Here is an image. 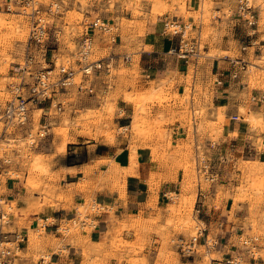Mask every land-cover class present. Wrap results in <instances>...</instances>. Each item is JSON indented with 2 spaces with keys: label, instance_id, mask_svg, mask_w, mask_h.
<instances>
[{
  "label": "rangeland",
  "instance_id": "1",
  "mask_svg": "<svg viewBox=\"0 0 264 264\" xmlns=\"http://www.w3.org/2000/svg\"><path fill=\"white\" fill-rule=\"evenodd\" d=\"M40 1L46 5L50 2V0ZM151 1H153L155 13L158 11L162 14L169 11V9L170 12H173V7H171L172 9L165 8L167 4L163 0ZM172 1L174 4L179 5L182 12L180 17L185 23L192 22L194 24L196 22L198 24L201 20L204 23L202 34L203 57L198 61L199 63L194 58L181 60V63L185 65H180V69L189 72V75L181 81L185 85L182 96L178 91L176 93L170 91L171 89L169 88L173 87L174 81L171 84H168L167 81L158 84L157 80L152 79L155 76L148 74L142 68L140 58L136 55L139 50L137 48L138 45L135 46L133 41L146 38L148 42L150 36L144 30L141 22L130 21L116 15V4L122 2V0H111L109 2L108 0H98L96 4L93 3L94 0H60L63 15L54 19L55 26L52 27L53 32L57 31L59 41L53 40L50 45V52L55 50V54H58L59 57V63H71L78 69L76 59L81 38L88 29L87 24L94 17L99 16L108 21L113 30L108 33L97 31L92 59H101L104 67L107 64H111L110 72L108 73L107 70L103 69L91 77L96 88L94 94L86 91L81 92L76 86L66 93H59L55 98V103L62 102L64 104L62 112H57L55 106L50 109V102L45 105H32L31 115L33 122L29 131L26 129L16 130L11 134L3 135L2 126H0V197L4 200L3 207L9 215L16 214L18 211L17 202L10 201L5 196L9 183L21 180L24 182L25 188L32 191V193L39 191L47 197L54 195L55 191L60 189L59 182L62 179L61 173L65 169L64 161L68 156L69 143L76 142L79 138L99 140L101 138L106 139L107 135H109L115 141L116 136L119 134L132 136L131 158H134L137 156V142L157 141V137L162 141L169 140L173 129H169L168 126L178 120L183 123L187 130L186 135L182 139L183 144H181L183 151L177 161V165L183 171L181 191L169 193L170 202L172 203L169 204L166 214L162 211L159 216L152 217L151 221L153 222L151 224H142L137 221L132 222L131 225L126 221L118 224L114 230L118 235L114 243L122 250L123 247L129 245L122 238L125 230H134L139 233L147 231L159 233L162 237V248L160 255L157 256V264L169 262L168 258L172 259L170 264H221L220 261L225 262L227 259L232 258L231 256H221L217 252V250L222 248L221 243L212 248L211 252H208L206 246L203 245L205 243L204 238L201 243H198L196 251L191 255L185 254L180 248L182 240L190 241L193 236L198 235L201 225L207 227V224L202 220V213L198 216L195 211V207L199 204V189L202 188L204 192H211L214 184L219 181L211 183L206 181L204 176L199 173L196 149L199 146L200 153L207 155L211 160L212 167L215 170H219V166L214 160V151L223 153L219 140L222 135L221 126L227 120L226 115L220 111L217 122L207 121L205 117L206 108L202 107L200 102V97L203 93V81L199 78L195 85L194 77L197 70L202 72L210 68L207 60L209 55L213 57L217 54H227L237 58L242 56V52L245 53L249 50L251 60L243 74L247 75L251 90L257 87L264 88V71L260 70L259 67L257 68V65L264 64V59L262 61L254 59L253 55L256 48H247L246 51H243V44L241 43V40H244L247 46L250 45L251 37L255 34V28L259 27V31L264 32V2L263 0H251L256 12L259 4H262L263 8L258 24L251 27L238 13L239 1L235 6H228L224 14L215 9L214 0H204L198 12L188 14H186V0ZM131 2L134 3V0ZM206 4L207 9L204 6ZM93 9H97L96 12ZM140 11V5L135 4V16L140 15L142 12ZM214 17L235 20L238 24L234 27L236 29L235 35L232 42L229 43L230 50L214 49L210 53H206L205 47L208 44L210 34L213 32L211 24ZM0 18V97H6L8 86L13 81L11 71L13 63L21 62L24 57L30 34V21L26 15L21 13L19 8L14 12H8L4 5L0 7ZM173 18V14L165 19L160 18L163 28L165 22ZM130 29L137 30L132 32ZM191 35L194 37L197 32L193 29ZM114 37L116 38L115 41ZM122 37L123 40L125 39L124 42H121ZM147 42L145 47L146 50H149ZM119 45H121L122 50L114 52V49ZM126 55H131V61H125L124 57ZM80 80H82V73H78L76 77L77 82ZM209 86L206 87L208 93L212 89ZM212 91L215 90L212 89ZM262 95L264 94L253 95V92H250L249 103L264 101L260 99ZM255 96L259 100H254L253 97ZM193 101H195V107ZM128 103L134 106V122L131 130L121 128L118 124V116L126 115L120 107L125 108V105L122 104ZM40 107H45L46 109L39 111L38 108ZM249 108H241L239 115L249 119L252 130L259 135L258 148L262 151L264 150V137L262 135V132H264V121L261 116L255 113H250L251 115H249ZM45 113L48 116H45ZM45 121L50 123L49 136L38 144H32L29 133L37 134L41 123ZM57 130H64L67 133V141L66 139L64 141L65 137L59 139ZM206 137L210 140L209 142L206 144L200 142L197 145V138L202 140ZM60 141L67 143L65 151L60 146ZM212 141L217 142L219 145L215 150L209 145ZM60 147L61 151L59 150ZM156 147L157 145L154 148L155 154H157ZM245 160L247 159H242L241 164L238 166L243 176L238 187L235 188L234 201L235 203L242 201L250 204V218H247L242 224L245 227L244 232L235 237L238 241V252L234 254L233 258L247 264L249 263L248 257H251L252 254L256 258H264V223H259L257 218L260 214L264 216V207H262L264 206V165ZM124 169L128 172V168ZM218 186L217 199L222 198L225 194L229 197L228 191H225L226 188L222 185L220 186V184ZM47 197L45 201L49 203L50 200ZM39 200L34 199L33 195L28 198L27 210L41 212L44 205H41ZM235 209L236 205L231 210V216L235 215ZM98 210V207H93V205L89 204L79 206V217L84 219L88 216V224L82 228L81 225L64 221L60 225V234L70 237L84 231H90L96 224L94 215ZM235 220L239 223L238 218ZM52 222L53 219L49 221L39 220L36 227L42 230L43 225ZM237 226L239 225L237 224ZM63 227L69 228V232L64 231ZM4 230L10 232L8 224L4 227ZM216 230H212L209 235L211 244L217 239L218 233L222 231L220 227L216 228ZM40 235L41 233L39 232L37 236ZM246 237H259L260 240L249 248L243 244V239ZM15 245L14 243L7 244L8 247ZM145 246V243L141 245V249H144ZM137 253L136 251L135 255H127L129 262L132 264H147L149 257L146 255L138 256L136 255ZM165 253L168 254L167 257ZM115 257L118 260L123 259L119 255Z\"/></svg>",
  "mask_w": 264,
  "mask_h": 264
},
{
  "label": "crops",
  "instance_id": "2",
  "mask_svg": "<svg viewBox=\"0 0 264 264\" xmlns=\"http://www.w3.org/2000/svg\"><path fill=\"white\" fill-rule=\"evenodd\" d=\"M131 1L122 0L117 3L116 15L130 21L141 22L150 36L148 42L146 38L133 41L135 46L138 45L139 50L136 55L140 58L142 68L148 74L155 76L152 79L157 80L158 84L163 81L171 84L174 81L173 87L169 88L170 91L174 93L178 91L182 96L185 85L181 81L189 75V72L182 71L180 65L185 64L169 54L168 51L178 45L179 39L166 35L160 22V18H168L172 14L173 19L184 21L180 17L182 12L179 5L174 4L172 0H163L167 4L165 8L173 7V12L169 9L161 14L158 11L154 12L151 0H134V3ZM203 1L186 0V14L198 12ZM214 1L215 9L224 14L228 6H235L239 0ZM97 2L98 0H94L93 3ZM135 4H139L142 11L138 16H135L134 12ZM2 5L3 0H0V7ZM261 5L259 4L257 9L258 22L263 11ZM94 10L96 12L97 9ZM236 24L238 23L235 20L214 17L211 24L213 32L210 34L205 52L210 53L214 49L230 50L229 43L235 35ZM258 28L254 30L255 36L251 37L248 49L255 47L253 57L262 61L264 59V32L259 31ZM203 29L202 20L198 24L194 23V31L197 32L195 37L200 40L201 44ZM130 30L133 32L137 29ZM121 39V42H124L125 39L123 40V37ZM146 42L149 50H146ZM121 45L115 48L114 52L121 51ZM51 54L58 56L54 50ZM207 58L210 68L202 72L197 70L194 77L195 85L199 78L203 81L201 106L206 108L207 121L217 122L220 111L226 115L227 120L222 126L220 125L222 135L219 145L223 153L214 151V160L221 174L220 179L217 184H214L211 192L199 189L198 205L202 208V220L208 226L206 235L209 236L212 230L215 231L218 227L222 229L217 235L222 248L217 252L221 256L233 257L238 252V241L235 237L244 232L245 227L242 224L250 218V204L234 201L235 188L238 187L243 176L238 166L244 158L247 159L245 161L264 165V150L260 151L258 148L259 135L252 130L249 119L239 114L241 108L250 107L249 115L255 113L264 121V101L249 103L250 92H253V95H261L264 94V88L257 87L251 90L250 81L247 75L243 74L244 72L237 79L231 77L234 68L238 67V65H233L232 61L239 58L250 63L249 50L242 52V56L237 58L227 54H217L213 57L209 55ZM258 67L264 71V64L257 65ZM208 86L215 91L210 89L208 93L206 89ZM193 103L195 107V101ZM122 105H125V108H120L126 115L118 116L119 127L131 130L134 122V106L129 103ZM168 127L173 129L169 140L162 141L157 137V141L137 142L139 167L136 173L126 172L124 169L131 165L132 136L119 134L111 144L102 138L99 140L79 138L76 142L69 143L70 149L68 147V156L64 161L65 169L61 173L62 179L59 182L60 189H57L50 197L39 191L32 193L25 188L21 180L9 183L5 196L10 201H16L18 207L17 213L10 215L9 239L14 241L17 234L26 236L18 250H11L9 264H132L127 255H135L136 251L138 256L149 257L147 264H157V256L160 255L162 248V237L159 233L125 230L122 238L129 245L121 250L114 243L118 237L114 230L118 224L125 221L129 225L134 221L151 224L152 217L159 216L162 211L166 214L169 204L172 203L169 193L181 191L183 171L177 165V161L183 151L181 144H183L182 139L187 130L178 120ZM262 135L264 137V132ZM209 141L207 137L202 140L197 138L196 143L197 145L200 142L206 144ZM155 145H157V154L154 153ZM219 184L226 188L225 191H228L229 197L225 194L217 199ZM32 195L34 199H40L41 205H44L39 213L27 210V200ZM46 197L50 200L49 203H46ZM87 204L99 208L94 215L96 224L93 229L70 237L60 234V225L64 221L75 220L79 216V206ZM235 205V215L231 216V210ZM236 218L239 219V223L235 220ZM257 218L259 223H264V216L260 214ZM50 219H53V222L45 224L42 229L44 231L36 227L39 220L49 221ZM39 232L41 235L37 236ZM144 243L146 246L141 249ZM165 254L167 257L168 254ZM116 255L122 256L123 259L118 260ZM248 258L251 264H264V258L256 260L252 257ZM168 259L169 262L164 264L171 263L172 259Z\"/></svg>",
  "mask_w": 264,
  "mask_h": 264
},
{
  "label": "built area",
  "instance_id": "3",
  "mask_svg": "<svg viewBox=\"0 0 264 264\" xmlns=\"http://www.w3.org/2000/svg\"><path fill=\"white\" fill-rule=\"evenodd\" d=\"M3 5L8 12H14L17 8L21 13L26 15L30 21V34L25 49L24 57L21 62L13 63L11 68L13 81L8 86L6 97H0V126H2V134H11L16 130L26 129L29 131L33 122L31 115L32 105H42L50 102V109L56 107L57 112H62L64 104L62 102L55 103V98L59 93H66L72 87L76 86L81 92L95 93V86L91 77L100 70L110 72L111 64L104 67L101 59L93 60V52L95 46V35L97 31L108 33L113 30L108 21L102 17H94L87 25L88 29L84 32L79 51L77 53L76 63L78 69L71 63H59V57L54 56L50 52V45L53 40L59 41L57 31H52L55 26L54 19L63 15L62 3L59 0H50L46 5L40 0H3ZM238 13L244 18L247 23L253 27L258 24V15L251 0H239ZM194 29L192 22L185 23L179 19H171L165 22L164 33L174 38L179 39L177 46L172 47L168 52L170 55L177 57L180 60L194 58L195 61L203 57L202 44L198 38L192 37L191 31ZM115 41V37L113 38ZM242 50L246 51L248 46L244 40ZM55 51V50H54ZM50 54V56H49ZM125 61H131V55L124 57ZM249 62L243 59L232 61L233 65H238L231 73L233 79L240 77L241 73L247 70ZM78 73H82V80L76 81ZM254 100H259L257 96ZM264 100V95L260 97ZM45 110V107H43ZM45 116H48L45 113ZM238 119V117H234ZM50 123L45 121L41 123V127L37 134L29 133V138L32 144H38L40 141L49 136ZM218 143L211 142V148L217 149ZM196 158L199 163V173L202 174L206 181L215 183L220 178V171L212 167L210 158L200 153L199 146L197 147ZM7 162V160H6ZM4 200L0 197V264H9V255L11 250H18L19 245L25 240L24 234H17L13 241L9 239L10 232L4 230V227L10 222V215L3 207ZM196 215L200 216L202 208L197 205L195 207ZM89 217L81 219L79 216L73 220V224L81 225L83 228L88 224ZM45 225L42 227L44 228ZM60 229V228H59ZM208 226H200L198 235L193 236L190 241L182 240L180 248L185 254L191 255L197 249L198 243H201L204 238L207 251L211 252L212 248L220 244L217 237L213 243H210ZM259 237H246L243 239V244L246 247H251L257 243ZM12 241L15 246L8 247ZM257 259L252 254L251 256ZM221 264H245L242 261L231 258L227 261H220ZM247 264H251L250 262Z\"/></svg>",
  "mask_w": 264,
  "mask_h": 264
},
{
  "label": "bare ground",
  "instance_id": "4",
  "mask_svg": "<svg viewBox=\"0 0 264 264\" xmlns=\"http://www.w3.org/2000/svg\"><path fill=\"white\" fill-rule=\"evenodd\" d=\"M206 3H208V2H206ZM205 6V9H207L206 7H207V4L206 5H204ZM162 10V9H161ZM204 10V9H203ZM160 13V12H159ZM0 20H1V18H0ZM132 100V99H131ZM38 110L39 111H43V108H38ZM139 123V122H138ZM59 130V129H58ZM57 130V135H58V137H59V139H62V138H64V141H65V139H66V141H67V137H66V135H67V133L63 130H60V131H58ZM67 131V130H66ZM108 137L105 139V141L107 142V143H109V144H111V143H114V138H112L111 136H109V135H107ZM69 140V139H68ZM6 142H8V141H6ZM61 142V141H60ZM66 144L67 143H63V142H61V147H62V149L65 151V148H66ZM61 147H60V151H61ZM59 148V147H58ZM138 167H139V163H138V160H137V156H135L134 158H131V165H130V167L128 168V172H133V173H136L137 171H138ZM32 183V182H31ZM64 228V231H68L69 232V228H67V227H63ZM61 229H62V227H61ZM111 232H112V230H111Z\"/></svg>",
  "mask_w": 264,
  "mask_h": 264
}]
</instances>
